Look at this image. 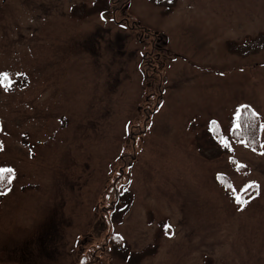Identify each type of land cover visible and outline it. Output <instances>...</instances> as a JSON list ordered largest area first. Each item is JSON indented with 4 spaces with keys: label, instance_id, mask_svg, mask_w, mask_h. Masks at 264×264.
<instances>
[{
    "label": "rangeland",
    "instance_id": "obj_1",
    "mask_svg": "<svg viewBox=\"0 0 264 264\" xmlns=\"http://www.w3.org/2000/svg\"><path fill=\"white\" fill-rule=\"evenodd\" d=\"M172 1L0 0V264H264V0Z\"/></svg>",
    "mask_w": 264,
    "mask_h": 264
},
{
    "label": "trees",
    "instance_id": "obj_2",
    "mask_svg": "<svg viewBox=\"0 0 264 264\" xmlns=\"http://www.w3.org/2000/svg\"><path fill=\"white\" fill-rule=\"evenodd\" d=\"M119 1H122V0H112V3L114 4V7L116 9H119L121 6L126 4L128 0H124L123 3H120ZM145 119L146 120L148 119V114H146ZM237 123H238L237 129H241L242 132L248 136V139L253 138V141L258 140L259 120L257 118L256 113L251 108H249L248 106L241 107L239 111V116L237 118ZM121 180L122 178L116 179L114 182H116V184L119 185L121 183ZM114 189L118 193L117 188L115 187ZM115 202H117V199ZM82 264H89V263L84 262Z\"/></svg>",
    "mask_w": 264,
    "mask_h": 264
}]
</instances>
